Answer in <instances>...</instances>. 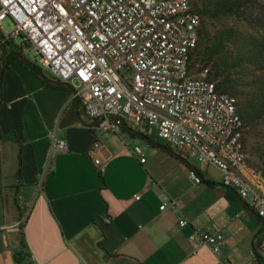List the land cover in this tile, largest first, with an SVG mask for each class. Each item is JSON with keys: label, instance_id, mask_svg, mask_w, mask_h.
Segmentation results:
<instances>
[{"label": "crops", "instance_id": "0c3cea01", "mask_svg": "<svg viewBox=\"0 0 264 264\" xmlns=\"http://www.w3.org/2000/svg\"><path fill=\"white\" fill-rule=\"evenodd\" d=\"M0 69V264H261L255 239L264 221L220 186L216 168L117 130L100 137L99 174L77 103L63 107L69 88L3 53ZM54 129L68 152L53 156L34 196ZM191 168L212 185L194 183ZM170 202L174 209L160 210ZM196 227L222 234L218 255L188 242Z\"/></svg>", "mask_w": 264, "mask_h": 264}, {"label": "built area", "instance_id": "2783aa9c", "mask_svg": "<svg viewBox=\"0 0 264 264\" xmlns=\"http://www.w3.org/2000/svg\"><path fill=\"white\" fill-rule=\"evenodd\" d=\"M5 18L14 27L10 34L0 28V54L9 39L19 37L34 52L35 67L69 88L63 107L77 103L92 133L88 156L96 172H103L94 156L100 137L130 120L155 132L173 153L216 168L220 186L264 221V188L242 151L236 100L216 90L208 65L189 68L200 22L189 0H0V23ZM66 152V142L52 130L34 196L52 170L53 156ZM189 176L200 182L193 171ZM174 207L170 202L160 210ZM222 241V234L200 227L188 236L190 244L215 255ZM255 251L264 264V235L255 239Z\"/></svg>", "mask_w": 264, "mask_h": 264}, {"label": "trees", "instance_id": "16d2710c", "mask_svg": "<svg viewBox=\"0 0 264 264\" xmlns=\"http://www.w3.org/2000/svg\"><path fill=\"white\" fill-rule=\"evenodd\" d=\"M189 3L200 19L196 46L188 54L189 68L198 70V66L208 65L212 79H218L216 90L236 98V111L242 120V151L247 156L248 168L261 178L264 186V5L257 0ZM228 22L241 23L252 33L241 32ZM125 128L123 125L121 130ZM140 137L147 139L143 134ZM151 145L172 154L168 148ZM190 171L200 182L212 185L196 168Z\"/></svg>", "mask_w": 264, "mask_h": 264}, {"label": "rangeland", "instance_id": "374dc122", "mask_svg": "<svg viewBox=\"0 0 264 264\" xmlns=\"http://www.w3.org/2000/svg\"><path fill=\"white\" fill-rule=\"evenodd\" d=\"M257 1L264 5V0H257ZM228 24L229 25H233V27H235L236 29H238L241 32L252 33V30L248 29L245 25H243L241 23L228 22ZM13 27H14V24H13V21L10 18H5L0 23L1 31L2 32H6L8 34H10L13 31ZM1 52L4 55H6V58H8V60H10L11 62L12 61L13 62H17L19 59L16 57V55L19 54L24 59H26L31 65H33L34 67L36 66V64L33 61V58L35 56L34 52L29 50V49H27L25 47V45H23L22 40L19 37H13V38L9 39L8 46H4L3 50ZM16 58L18 60H15ZM39 71H40V74L45 79L53 80L52 75L47 70H39ZM215 81L217 82L218 79L215 80ZM125 126L127 128H130L132 130H135V131L139 132L140 134H143L147 138V139H145V138H142V137H140L138 135H135V136L132 137V138H135L136 139L135 141L137 143H139L142 147L151 148L152 147L151 144H157V145L163 146V147H165L167 149L165 141L160 139L159 137H157L155 132H148L146 130V128H144V127H137L130 120H126V125ZM118 132H119L120 135H123V136H126V137H131L126 130L122 131L121 128L118 129ZM152 148H156V147H152ZM187 160L189 162H192V160H190V159H187ZM261 183H262V180H261ZM262 186H263V183H262ZM263 188H264V186H263Z\"/></svg>", "mask_w": 264, "mask_h": 264}, {"label": "water", "instance_id": "95a60500", "mask_svg": "<svg viewBox=\"0 0 264 264\" xmlns=\"http://www.w3.org/2000/svg\"><path fill=\"white\" fill-rule=\"evenodd\" d=\"M16 57H17L20 61H22L23 63L30 64L26 59H24V58H23L22 56H20L19 54L16 55ZM50 82L55 83V84H64V83H62V82H60V81H57V80H52V81H50ZM95 124H96V122H95ZM124 125H125V124H124ZM125 130H126L128 133H130V134L140 136V133L137 132V131H135V130H132V129L127 128V127L125 128Z\"/></svg>", "mask_w": 264, "mask_h": 264}]
</instances>
